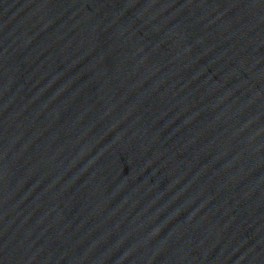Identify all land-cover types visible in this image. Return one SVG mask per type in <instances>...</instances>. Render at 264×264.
Segmentation results:
<instances>
[{
    "label": "water",
    "instance_id": "95a60500",
    "mask_svg": "<svg viewBox=\"0 0 264 264\" xmlns=\"http://www.w3.org/2000/svg\"><path fill=\"white\" fill-rule=\"evenodd\" d=\"M0 264H264V0H0Z\"/></svg>",
    "mask_w": 264,
    "mask_h": 264
}]
</instances>
